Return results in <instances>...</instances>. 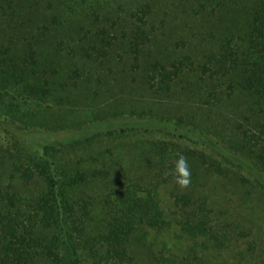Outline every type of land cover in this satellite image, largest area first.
I'll use <instances>...</instances> for the list:
<instances>
[{"label":"trees","instance_id":"obj_1","mask_svg":"<svg viewBox=\"0 0 264 264\" xmlns=\"http://www.w3.org/2000/svg\"><path fill=\"white\" fill-rule=\"evenodd\" d=\"M190 1L177 53L154 50L150 3L111 31L86 12L0 0V116L31 131L25 151L0 147V264H134L173 228L162 189L193 245L156 264H211L235 235L199 177L264 204V0ZM259 243L237 264H264Z\"/></svg>","mask_w":264,"mask_h":264},{"label":"rangeland","instance_id":"obj_2","mask_svg":"<svg viewBox=\"0 0 264 264\" xmlns=\"http://www.w3.org/2000/svg\"><path fill=\"white\" fill-rule=\"evenodd\" d=\"M52 2L54 3L53 7L49 6ZM141 2L150 3L157 18L153 24L156 28L154 31L156 36L154 50L164 51L166 47L172 46L170 48L179 53L181 48L178 47L177 43L181 41V37L184 34L181 31L189 29L187 23L191 25L189 21H186L190 17V11L187 8V6L191 7L190 0H42L41 5L43 10L48 11V16L70 12H86L93 15V18L99 16V19L102 21L101 24L106 25L109 30L113 31L112 28L124 27V21L122 20L124 15H127L129 19L134 14L136 15V7ZM182 3H184V7ZM162 18H166L169 21L166 28L161 27ZM132 19L134 20V17ZM173 24L177 25V27ZM153 25L150 23L148 26L152 27ZM174 29L178 31L171 35V37H167V39L163 37L165 40L157 41L158 35L162 37L164 36V32H170ZM2 33L3 30L0 26V34ZM102 108V106L96 107L94 110L100 111L103 114ZM85 111L86 108H79L75 113L81 117ZM75 120L78 119L74 115L67 118V121H70L73 125L72 121ZM30 133L31 131L24 129L20 124L11 123L9 118L0 116V147L3 149L25 151V147H31V143L26 138ZM41 135L44 138L46 137L45 134L41 133ZM64 135L66 134L61 133L53 135L52 138ZM122 163L124 165V162ZM199 179L203 182L202 189L210 195L206 194L210 199L208 202L209 205L211 204L212 211L214 207L216 216L224 214L228 218L230 225L234 228L232 231L235 235L232 246L227 250L218 252L215 249H211L208 251L210 263L213 264V262L217 261L213 258L215 255H219L218 263L214 264H237V261L247 252L248 243L254 240L260 242L259 246L264 247V204L250 199L252 202L251 209L248 204H245V201L241 202L236 196L231 195L229 191L225 190V187L217 181V178L209 175L206 181L200 177ZM202 186L200 185V187ZM161 195L165 202L164 207L173 220V228L172 230L163 231L158 234L156 240L148 244L153 252L150 249L142 247V250L134 257V264H156L157 260L161 259V257H170L172 254L184 260L181 255L185 256L188 254L189 248L193 245L192 240L181 236L179 223H177L179 215H173L170 212L172 202L169 191L162 189ZM197 196H200V194H197ZM175 216L178 217L177 220H175Z\"/></svg>","mask_w":264,"mask_h":264},{"label":"clouds","instance_id":"obj_3","mask_svg":"<svg viewBox=\"0 0 264 264\" xmlns=\"http://www.w3.org/2000/svg\"><path fill=\"white\" fill-rule=\"evenodd\" d=\"M174 173L176 175V182L181 187H186L189 183V171L187 162L183 156H180L175 162Z\"/></svg>","mask_w":264,"mask_h":264}]
</instances>
